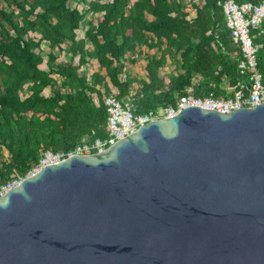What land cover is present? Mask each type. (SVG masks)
<instances>
[{"label": "water", "instance_id": "water-1", "mask_svg": "<svg viewBox=\"0 0 264 264\" xmlns=\"http://www.w3.org/2000/svg\"><path fill=\"white\" fill-rule=\"evenodd\" d=\"M0 264H264V103L30 173L0 197Z\"/></svg>", "mask_w": 264, "mask_h": 264}, {"label": "trees", "instance_id": "trees-1", "mask_svg": "<svg viewBox=\"0 0 264 264\" xmlns=\"http://www.w3.org/2000/svg\"><path fill=\"white\" fill-rule=\"evenodd\" d=\"M226 1L0 0V189L27 177L48 153L107 138L105 95H132L137 115L176 107L191 87L198 98L231 97L224 87L246 77L238 73L243 54L233 44ZM252 37L263 45L257 68L264 84V23ZM140 59L142 78L132 70Z\"/></svg>", "mask_w": 264, "mask_h": 264}, {"label": "built area", "instance_id": "built-area-1", "mask_svg": "<svg viewBox=\"0 0 264 264\" xmlns=\"http://www.w3.org/2000/svg\"><path fill=\"white\" fill-rule=\"evenodd\" d=\"M228 27L231 31L233 44L238 47L243 54V58L238 65V73L245 80H239L236 85L228 84L224 87L228 99H218L210 97H195L193 87L177 99V105L160 108L147 114L137 115L134 109L132 95L118 100L114 95H105V101L109 112V134L104 140L97 139L93 142H83L73 151L65 154L53 155L48 153L37 168L32 172L52 163H59L75 155H92L107 150L119 140L135 133L146 124L175 116L186 107L200 106L209 110L228 112L243 107H256L264 103V84L262 74L258 71L257 62L262 44H256L252 31L258 30L264 23V0L259 5L252 3L239 4L236 0H228L223 4ZM31 172V173H32ZM21 181V180H20ZM15 181L0 189V197L7 191L19 184Z\"/></svg>", "mask_w": 264, "mask_h": 264}, {"label": "rangeland", "instance_id": "rangeland-1", "mask_svg": "<svg viewBox=\"0 0 264 264\" xmlns=\"http://www.w3.org/2000/svg\"><path fill=\"white\" fill-rule=\"evenodd\" d=\"M74 6L75 5L73 4V7ZM79 9H81V7H79ZM189 11H190V14H191L190 17L191 18L195 17V15H196L195 11H193V10H189ZM85 30H86V26H85V24H83L82 27H81V29L78 31V37L80 39H82V40L85 39L84 38L85 37ZM85 44H86L87 47H90V43H89L88 40H85ZM43 50L45 52L44 53V56L47 57V53L49 52V48H48V45L47 44H44L43 45ZM60 61L63 62V63H65V64H68L69 63V61L66 60V59H64V58L60 59ZM144 63H145V61L143 59H140V62L138 63V65L135 68L132 69L134 71V74L138 75L140 78L144 77V70H143ZM75 65H77V66L79 65V63H78V57L75 58ZM90 67H91V65L88 66V67H86V68H80V72L82 74H85L86 72L89 73V71H91V68ZM42 69L48 70L47 69V66L45 64L42 66ZM173 69H174V65L172 63V60H168V65H167V67L165 69V72L166 73H170V72L173 71ZM103 73L105 74V72H103ZM54 77H55L56 80L59 81V79H58L57 76H54ZM44 93H45V95H48L49 94V91L46 90Z\"/></svg>", "mask_w": 264, "mask_h": 264}]
</instances>
